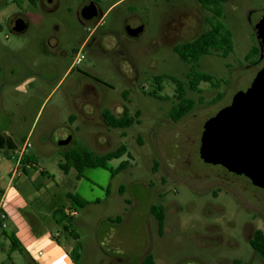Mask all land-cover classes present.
<instances>
[{
    "label": "rangeland",
    "instance_id": "obj_1",
    "mask_svg": "<svg viewBox=\"0 0 264 264\" xmlns=\"http://www.w3.org/2000/svg\"><path fill=\"white\" fill-rule=\"evenodd\" d=\"M33 1L0 0V133L20 147L31 130L26 154L37 167L29 170L40 168L45 174L32 178L33 171L21 179L17 186L23 195L42 183L54 187L43 195H54V207L67 208L68 193L85 204L72 221L81 245L78 264H140L148 254L154 264H219L218 256L248 257L252 250L241 228L251 213L230 192L222 190L214 200L185 165L208 171L198 154L203 124L244 91L256 73L245 57L258 46L255 24L264 15V0L224 4L222 22L231 33L233 51L226 58L211 53L199 60L197 70L212 76L216 85L201 83L199 94L187 91L194 107L176 123L169 116L177 103L174 85L164 78L153 97V79L186 82L189 66L173 47L208 29L210 13L197 0H120L106 13L118 0ZM89 2L105 14L80 50L99 21L80 19ZM17 18L28 24L21 36L11 32ZM125 25L143 29L129 39ZM79 50L81 62L65 74ZM217 95L220 100L213 102ZM104 109L117 116L124 109L131 116L138 112V123L123 130L107 128L101 119ZM67 137L71 141L59 146ZM121 145L126 153L109 161L108 168L128 165L115 176L85 169L77 180L72 162L66 172L60 168L70 151L99 157ZM161 200L168 205L162 238L149 214ZM48 229L52 238L58 233L59 242L73 246L62 229ZM7 245L0 228V264H30L16 253L9 260Z\"/></svg>",
    "mask_w": 264,
    "mask_h": 264
},
{
    "label": "trees",
    "instance_id": "obj_2",
    "mask_svg": "<svg viewBox=\"0 0 264 264\" xmlns=\"http://www.w3.org/2000/svg\"><path fill=\"white\" fill-rule=\"evenodd\" d=\"M31 4H35L33 0H29ZM230 0H197L198 4L202 9L210 13V16L206 19V24L208 29L202 32L197 37L190 41L183 42L173 47V52L177 55L179 60L189 66V71L185 76L186 82L183 83L173 77L167 76H156L153 79L155 84V89L152 91L151 96L157 97V92L161 90V84L165 79H168L174 85V93L177 103L171 108L169 112L170 119L173 122H178L188 113H190L194 107V102L186 97L187 91L199 94L201 83L210 84L215 87V82L213 77L209 74L202 73L197 70L199 60L208 56L211 53H216L222 58H226L233 51L232 36L231 33L225 28L223 20V6ZM2 26L0 24V32ZM259 56L258 46L253 47L245 57V61L253 62ZM257 57V58H256ZM256 58V59H255ZM220 100V96L217 95L213 102ZM201 101V100H200ZM139 113L136 112L134 116H131L126 109L117 116L113 115L109 110L104 109L101 112V119L103 124L107 128L112 129H127L131 127L134 123H138ZM6 149L13 154L17 150V146L11 137L0 133V150ZM126 147L124 145L119 146L116 150L112 152H107L102 156L94 157L90 152H84L82 154L76 151H70L65 154L66 163L60 165V168L65 172L67 170V164L72 162L74 165L77 175L76 179L80 180L84 178L83 172L85 169H96L100 168L108 171L112 176L117 175L120 171L124 170L128 163L121 162L116 169L108 168V162L113 159H119L126 153ZM32 156L24 155L21 160L22 171L25 174L27 164H35L32 160ZM41 175H44L43 170L40 171ZM65 198L72 209L77 213L78 208L84 207V203L72 194H66ZM64 208L60 207L53 212V217L58 226L61 227L62 232L70 237L73 241V247L69 252V258L72 264H78L80 258L81 245L78 241L77 234L72 229V221L74 218H69L64 214ZM150 214L155 219L158 232L161 234L163 232L164 224V212L159 206H151ZM6 219L0 221V228L2 229V236L6 241H8V259L10 260V254L17 252L23 258H26L30 264H35L29 257L27 252L24 250L21 243L18 241L13 232H9L5 229ZM5 225V226H4ZM57 243H59L57 237L53 238ZM251 248L258 254L259 257L264 259V235L258 232L253 239L250 241ZM153 258L150 254L146 255L143 259L144 264H152Z\"/></svg>",
    "mask_w": 264,
    "mask_h": 264
},
{
    "label": "water",
    "instance_id": "obj_3",
    "mask_svg": "<svg viewBox=\"0 0 264 264\" xmlns=\"http://www.w3.org/2000/svg\"><path fill=\"white\" fill-rule=\"evenodd\" d=\"M84 21L100 19L102 12L93 2L79 12ZM28 24L23 18L14 21L11 32L23 35ZM142 27L126 26L124 34L137 38ZM260 58L264 45V15L255 24ZM70 137L58 141L64 146ZM199 158L206 164L219 165L228 172L244 175L254 186L264 188V67L259 69L249 87L234 94L228 106L220 109L203 124Z\"/></svg>",
    "mask_w": 264,
    "mask_h": 264
},
{
    "label": "crops",
    "instance_id": "obj_4",
    "mask_svg": "<svg viewBox=\"0 0 264 264\" xmlns=\"http://www.w3.org/2000/svg\"><path fill=\"white\" fill-rule=\"evenodd\" d=\"M119 1L120 0L112 3L106 9L105 13ZM104 14L102 13V17L98 19L99 21L80 45V50L84 46L87 38L103 24L102 18ZM74 66L75 64L73 61L67 68L65 74ZM31 136V130H29L23 140V144L27 141L29 142ZM23 144L20 147H17V150L21 149ZM1 151L6 154L4 157H0V212L5 213L6 215L5 229L14 233L24 250L27 252L28 257L35 264H72L69 258V252L73 246L66 245L62 241L57 243L52 238V231L48 229L49 226H54L56 228L54 232L61 230V227L56 224L53 217V212L60 208L53 206L54 195L53 197L43 198V195L46 192L51 193L54 191V187L51 186L47 189L45 185L41 183L30 195H23L17 186L18 184H21V179L28 177L33 171L34 174L32 175V178L36 175H41L40 171L42 169L37 168L30 171L27 168L26 173L23 176L18 178L10 177L11 171L16 166V160L13 158L11 152L6 149ZM25 155L30 156L28 154ZM32 160L34 161V159ZM34 165H36V162ZM48 208H50V210ZM39 252L42 254L38 255ZM14 253L23 258L17 252ZM14 253L10 254V259H12V254Z\"/></svg>",
    "mask_w": 264,
    "mask_h": 264
},
{
    "label": "flooded vegetation",
    "instance_id": "obj_5",
    "mask_svg": "<svg viewBox=\"0 0 264 264\" xmlns=\"http://www.w3.org/2000/svg\"><path fill=\"white\" fill-rule=\"evenodd\" d=\"M49 1L50 0H48V2ZM97 8H98V6H97ZM95 20L96 19L91 20V21H85V22H93ZM82 21H84V20H82ZM126 26H128V25H125V27ZM136 27H139V26H136ZM136 27H132V28H136ZM258 48H259V44H258ZM262 61H264V45H263L262 57L260 58V50H259L258 58L256 60H254L253 63H251V65L254 66L253 69H256V73L259 69L264 67V65H263L258 69V65ZM255 74H254V76H255ZM249 85H248V87H249ZM230 102H231V100H230ZM230 102L226 106H228L230 104ZM212 116H214V115H212ZM212 116H210V117H212ZM207 119H209V118H207ZM202 131H203V127H202ZM202 131H201V133H202ZM199 146H200V144H199ZM199 146H198V151H199ZM200 161L202 162V164H204V166L206 168H208V171L206 173L195 172L192 168L189 167L190 165L188 163H186V165H185V170L186 169L190 170L192 176L197 181L200 182L199 186H200L201 190H203V191L210 190L211 196L214 200L218 199L219 193L222 190L227 192V193L230 192V193L234 194L235 200L237 201L239 206H241L244 210L251 213L249 218L242 223V228H241V230H242L241 236L248 243L249 247L251 248L250 241L253 239V237L258 232H261L262 235H264V231H263L264 230V188L254 186L252 184V182L247 177H245L244 175H236L234 173L228 172L222 166L206 164L201 159H200ZM173 173L176 174L175 171ZM155 206H159L163 209L164 221H165L166 211H167L168 205L166 203L162 202V200H161V201H159V204H157ZM218 209L221 210L220 206L218 207ZM149 210H150V208H149ZM149 214H150V211H149ZM164 227H165V224H163V229H162L163 231H164ZM157 230H159L158 226H157ZM213 230H218V228L214 227ZM162 235H163V232L161 234L158 233V237L162 238ZM228 242H230V240ZM229 247H231V246H229ZM251 250H252V253H249L248 257H245L244 255H240V257L235 256L234 258H232L230 260L226 257L218 256L217 257L218 263L219 264H264V259L259 257L258 254L252 248H251ZM152 258H153V256H152ZM123 264H126V263H123ZM140 264H144L143 260L140 262ZM152 264H154V258H153Z\"/></svg>",
    "mask_w": 264,
    "mask_h": 264
},
{
    "label": "built area",
    "instance_id": "obj_6",
    "mask_svg": "<svg viewBox=\"0 0 264 264\" xmlns=\"http://www.w3.org/2000/svg\"><path fill=\"white\" fill-rule=\"evenodd\" d=\"M81 59H82V56H81V54H80V50H79L78 53H77L76 56H75L74 64H75V65H78V64L81 62ZM30 147H31V146H30V143L27 141V142H25V143L23 144V146L21 147V149L16 150V151L13 152L12 156H13V158L16 160V166H15V168L11 171L10 177L18 178V177H21V176L24 175V173H23V171H22L21 160H22L23 156L26 154L27 150H28ZM29 166L34 167V166H36V165H34L33 163H31V164H27V165L25 166V168H26V169H27V168L29 169ZM64 214H65L67 217H69V218H74V217L77 215L76 211H75L74 209L71 208V206L69 205V203H68L67 208H64ZM5 219H6V215H5V213H1V212H0V221L5 220ZM4 226H5V225H4ZM58 235H59V234L56 233L54 237H58ZM41 254H42L41 252L38 253V255H41Z\"/></svg>",
    "mask_w": 264,
    "mask_h": 264
}]
</instances>
